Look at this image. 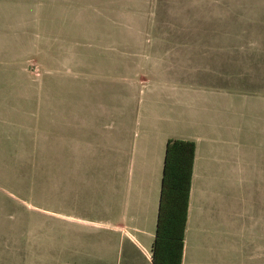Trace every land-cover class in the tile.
Instances as JSON below:
<instances>
[{
  "label": "crops",
  "instance_id": "obj_1",
  "mask_svg": "<svg viewBox=\"0 0 264 264\" xmlns=\"http://www.w3.org/2000/svg\"><path fill=\"white\" fill-rule=\"evenodd\" d=\"M195 2L63 0L61 14L56 12L60 28L45 35L53 45L35 59L39 69L32 72L27 63L36 55L24 63L22 58L21 0H0V264H39V247H76L84 264H108L115 243L130 261L121 237L136 246L134 233L150 247L168 137L193 143L180 264L219 260L214 240L228 233L236 234L239 248L257 247V92L254 99L244 90L232 95L230 88H240V81H229L227 65L202 67L192 59L187 40H197L196 26L191 27L196 18L172 16L178 10L166 8L190 11ZM151 6L155 16L149 15ZM56 37L62 40L57 50ZM115 66L133 73L131 84L137 82L139 89L124 100L116 93L103 101L94 91L100 92L103 81L117 80L111 74ZM252 72L242 79L258 82ZM22 90L30 102L25 129L33 139L25 162ZM23 163L34 179L40 174L72 185L76 195L62 198L73 206L68 212L34 205L30 210L78 223L83 234L76 244L39 243L36 214L23 218L19 209H5L11 207L8 200H23ZM117 231L119 240L113 241ZM149 255L148 250V260Z\"/></svg>",
  "mask_w": 264,
  "mask_h": 264
},
{
  "label": "rangeland",
  "instance_id": "obj_2",
  "mask_svg": "<svg viewBox=\"0 0 264 264\" xmlns=\"http://www.w3.org/2000/svg\"><path fill=\"white\" fill-rule=\"evenodd\" d=\"M195 6L192 10H186L185 7L174 8L167 5L166 10L175 14L172 16H179L182 18L194 17L196 22L191 24L196 26L192 31H197V40L192 36L189 43L192 45L191 57L202 67H207V64L212 65H227L231 83L240 81V88H230L231 94L236 95L241 91L252 95L254 99V92H257V247L251 249L239 248L235 244L239 242L238 237L234 233H228L219 240H214L215 250L213 252L215 259L212 264H264V0H194ZM61 4V5H59ZM122 5L123 3L120 2ZM63 0H21V35H22V58L23 63L28 62L32 58L29 66L32 72H37L39 69V57H44V49L47 45L53 43L45 36L52 34L53 30L59 29V18ZM59 7V8H56ZM77 7L70 9L68 15H74V10ZM55 13L54 21L51 24L48 22L49 12ZM58 12V13H56ZM84 14H91L92 10H83ZM53 13V15H54ZM61 14V13H60ZM52 15V16H53ZM149 15L155 16V9L150 8ZM186 29L187 28V25ZM40 35L38 51L36 52L35 39ZM205 34H211L214 40L208 39ZM229 35L227 39H223ZM219 38V39H215ZM54 42L55 50L58 45L62 44V40L56 37ZM186 41V42H187ZM43 49H41V48ZM53 46H50L52 48ZM34 52V53H32ZM178 52V50L176 51ZM94 62V61H93ZM118 68V67H114ZM245 70V72L243 71ZM255 70L257 81H244L242 79L245 75L252 74ZM112 75H117L118 78L110 84L102 82L98 85L100 92L94 91L98 94L97 97L103 101H108L110 98H115L117 93L119 99H126L130 97L132 92L135 93L139 89L137 82H134V88L131 84L130 77L133 73L126 71L122 66L117 71L111 72ZM135 74V73H134ZM263 74V75H262ZM24 78V76H23ZM222 80V79H220ZM216 81V80H215ZM258 83V87H257ZM134 89V91H133ZM255 90V91H254ZM29 98V95L28 97ZM30 102L24 98L23 90L21 97V137L22 149L21 159L23 162L28 161L32 152L28 150L33 143L30 133L25 129L30 124ZM136 105V104H135ZM134 105V108H135ZM124 107L125 105H120ZM130 105H128V112ZM124 110V113H128ZM129 114V113H128ZM135 114V110H134ZM40 118L38 123H40ZM134 129L138 130L134 126ZM133 140L135 136L133 135ZM136 144V143H135ZM28 164L22 165V182L19 189V194L22 199L19 201H10V206H6V210L19 209L22 217H29V213L36 214V228L35 236L39 243H55V244H76L79 236L83 234L82 226L78 223H73L60 216H53L42 213L39 210L33 213L30 209L36 210L34 206H40L57 211H65L72 209V205H68L64 197L71 198L76 195V192L71 186L61 185L58 178L53 181H46L45 175L38 174L34 179V174ZM156 186L159 187V181H156ZM28 202V203H27ZM32 204V207L30 205ZM34 205V206H33ZM131 232V231H130ZM123 233V232H122ZM132 233V232H131ZM125 234V233H124ZM133 234V233H132ZM87 235V234H86ZM119 232H112L113 241L119 240ZM126 235V234H125ZM139 244L134 246L125 237H121L123 245H128L131 253L130 261L126 260L123 250L118 249L117 243L112 248V255L108 264H149L146 256V251H150L145 240L141 239L137 233ZM253 254L252 259H246L247 253ZM37 256L39 257V264L42 259L50 261L47 264H60V262H71L70 264H84L78 255V249H47L44 247L38 248ZM52 257V260L50 258Z\"/></svg>",
  "mask_w": 264,
  "mask_h": 264
},
{
  "label": "trees",
  "instance_id": "obj_3",
  "mask_svg": "<svg viewBox=\"0 0 264 264\" xmlns=\"http://www.w3.org/2000/svg\"><path fill=\"white\" fill-rule=\"evenodd\" d=\"M193 143L166 138L149 264H180Z\"/></svg>",
  "mask_w": 264,
  "mask_h": 264
}]
</instances>
